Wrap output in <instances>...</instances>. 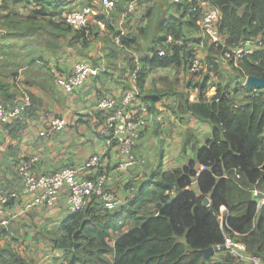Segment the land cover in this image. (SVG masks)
<instances>
[{"label": "crops", "instance_id": "0c3cea01", "mask_svg": "<svg viewBox=\"0 0 264 264\" xmlns=\"http://www.w3.org/2000/svg\"><path fill=\"white\" fill-rule=\"evenodd\" d=\"M121 1L111 11L102 0L46 3L44 14L41 6L29 0H0V27L7 33L0 38V99L9 107L17 104L22 86L33 98V104L23 116L0 125L1 187L21 190L24 184L17 171L18 164L34 155L40 158L35 168L39 174L70 165L82 166L95 154L103 156L100 172L113 169L117 148L109 146L98 132L104 117L98 109V100L102 95L122 94L134 54H149L167 35L172 21L182 23L183 33L194 40L192 48L199 56L205 60L209 56L206 43L210 44L213 39L203 32L200 19L199 29L189 25L184 2L139 0L137 10L120 28L124 9ZM86 6L94 11L86 27L76 29L66 22L69 12ZM119 29L132 46L115 41ZM219 37L221 43L225 42V37ZM79 61H90L103 69L97 76L90 77L81 89L68 91L59 84V79L67 76ZM170 68L153 69L144 88L145 94L155 93L160 98L147 102L153 116L136 146L144 160L143 178L156 171L162 161L166 171L183 168L196 158L197 148L204 145L212 133L208 121L181 110L176 90H163V81L169 85L170 80L177 79V74L170 78L159 75L158 71L166 69L173 73L176 69ZM188 76L189 79L194 77ZM56 117L65 118L68 125L53 129L51 122ZM141 171L133 168L115 172L109 185L117 187L125 198L134 197L140 190L138 183L143 180ZM86 175L95 177L97 170ZM30 197L22 195L0 206V228L3 227L1 221L10 212L17 214L1 243L11 245L33 264H60L66 259V249L70 246L67 242L60 244L65 223L72 215L66 196L61 195L54 205L25 210ZM226 211L224 207L222 213Z\"/></svg>", "mask_w": 264, "mask_h": 264}, {"label": "trees", "instance_id": "16d2710c", "mask_svg": "<svg viewBox=\"0 0 264 264\" xmlns=\"http://www.w3.org/2000/svg\"><path fill=\"white\" fill-rule=\"evenodd\" d=\"M29 1L41 6L45 14L46 3L65 4L69 0ZM120 1L115 0L116 6ZM127 1H121L124 9ZM208 1L221 12L220 35L226 39L223 43H206L207 73L190 74L189 57L195 51L188 44L194 40L183 33L182 23L176 20L150 53L142 54L138 85L146 103H153L160 96L144 93L153 69L174 67L194 77L204 74L195 83L200 88L198 101L182 98L180 108L208 121L212 125L210 137L183 168L166 171L162 161L156 171L138 183V194L126 198L120 208L108 209L93 197L84 209L72 212L62 236L70 246L60 264H241L227 248L220 247L226 235L244 242L248 251L264 263V205L258 209V197L253 193L257 188L264 194V89L244 85L249 75L264 78V0ZM182 2L189 25L199 29L201 8L192 10L194 0L172 3ZM2 31L0 38L7 34ZM120 33L119 29L115 36ZM171 35L183 38L184 44L167 43ZM248 40L257 47L246 52L238 65L231 62L233 71L225 82H216L217 92L207 97L210 72L218 69L211 54L232 50ZM121 43L132 46L125 36H121ZM160 49H166V54H160ZM207 197L211 199L209 205L204 203ZM222 205L227 209L221 218L224 226L219 216ZM8 227L0 228V240ZM210 247L216 252L206 257L205 250ZM0 264L33 262L11 245H4L0 247Z\"/></svg>", "mask_w": 264, "mask_h": 264}, {"label": "built area", "instance_id": "2783aa9c", "mask_svg": "<svg viewBox=\"0 0 264 264\" xmlns=\"http://www.w3.org/2000/svg\"><path fill=\"white\" fill-rule=\"evenodd\" d=\"M178 2L179 0H169ZM105 8L111 11L115 8V0H102ZM128 4L122 12L120 28H123L127 19L137 10L138 0H128ZM192 10L201 8V27L203 32L214 41L220 42V10L208 0H194ZM94 13L91 6L71 11L66 16V21L76 29L86 27L90 15ZM121 32L115 36V41L121 43ZM167 43L182 45L184 39H174L168 36ZM192 47L193 43L188 44ZM257 47L254 41L248 40L232 50H226L223 54L226 58L238 65L239 60L248 51ZM160 54H166V49H160ZM142 54L136 53L133 56V67L128 74V82L121 95H102L98 100V109L104 114V118L98 128L101 136L106 138L111 147H116L115 167L111 172L102 171L103 156L92 155L82 166L70 165L52 173L39 174L35 168L40 158L38 155L23 160L18 167V173L23 180L21 190H7L0 186V206H3L9 199H17L22 195H30L24 209L30 210L38 206H49L56 204L60 196L65 194L67 205L71 212H77L85 208L87 203L96 197L103 202L108 209L115 210L126 203V198L109 185L115 172H127L140 163V158L135 152V147L147 125L150 123L153 112L143 98V93L138 85V72L142 67ZM103 68L95 66L90 61H79L75 63L72 71L65 77L59 79V84L68 91L81 89L92 76H97ZM208 71V64L204 58L195 55L189 57L190 73ZM211 76H214L210 72ZM244 79V85H246ZM258 89V88H257ZM20 101L9 107L0 99V125H7L16 118L23 116L28 107L32 105L33 98L26 87H20ZM53 129H62L68 125L65 118L56 117L51 122ZM97 170L95 177H89L86 173ZM144 173L141 171V176ZM253 193L258 197V209L264 205V194L257 189ZM221 206L220 218L223 217ZM16 212H10L8 217L1 221L3 227H8L16 219ZM225 248L241 264H264L261 257L248 251L246 244L231 235H226Z\"/></svg>", "mask_w": 264, "mask_h": 264}, {"label": "rangeland", "instance_id": "374dc122", "mask_svg": "<svg viewBox=\"0 0 264 264\" xmlns=\"http://www.w3.org/2000/svg\"><path fill=\"white\" fill-rule=\"evenodd\" d=\"M214 41V40H213ZM211 43V42H210ZM209 44V42H208ZM209 47V45H208ZM202 54V53H200ZM211 54V53H210ZM213 57H215V60L218 62V69L217 71H213L214 72V76L209 78L210 80H208V90H207V97L208 96H212L214 95L217 91V86L215 85L216 82L218 81H226L228 75L233 71V64L231 63L232 61L228 60L226 58V56L223 53H215V54H211ZM202 56V55H201ZM174 68V67H172ZM170 68V69H172ZM175 69V68H174ZM174 71V70H173ZM217 72V73H216ZM159 75L160 74H164V75H168L170 76V78H173V74H177V79H172L169 81V85L167 84V81H163L165 83V86L163 87V90H169V89H173L176 90L178 92V98L180 100V102L182 101V98H187L189 97L190 100H197L199 99V94H200V88H199V84L198 86L195 85V83L199 82L202 78L204 74H201L202 76H195L192 78V83H190L191 85H189V81L191 79H189V76L187 75L186 71L184 70H177L175 69V71L173 73H170V70H166V69H160L158 71ZM191 76V75H190ZM174 81V82H172ZM142 138V136H141ZM140 138V139H141ZM139 139V140H140ZM139 144V141L138 143ZM138 147V145H136ZM135 152L137 154V156L140 158V163L135 167L136 170H142L143 172L145 171L144 169V160L143 158L137 153V149L135 147ZM113 169L109 170V172H111ZM145 174V172H144ZM144 176V175H143ZM143 176L140 175L141 179L143 178ZM113 190H117L119 193L120 190L117 189V187L112 186ZM122 196H124L121 193ZM222 225L224 226V223L222 222V219L220 218ZM132 225V224H131ZM126 229V228H125ZM3 239V238H2ZM3 242V240H0V247L3 246V244L1 243ZM214 253L216 252V249H214ZM217 256H220V252L218 251Z\"/></svg>", "mask_w": 264, "mask_h": 264}, {"label": "water", "instance_id": "95a60500", "mask_svg": "<svg viewBox=\"0 0 264 264\" xmlns=\"http://www.w3.org/2000/svg\"><path fill=\"white\" fill-rule=\"evenodd\" d=\"M246 85L249 88H253L256 87L258 89H264V78L262 77H257L254 75H249L247 76L246 79ZM205 205H209L211 203V199L209 197H207L204 201ZM61 245H65L66 241L62 240L60 242ZM214 252V247H210L209 249L205 250V256L209 257L212 253Z\"/></svg>", "mask_w": 264, "mask_h": 264}]
</instances>
